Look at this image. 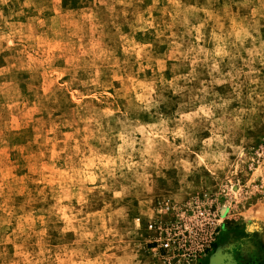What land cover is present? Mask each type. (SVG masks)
I'll use <instances>...</instances> for the list:
<instances>
[{"label":"rangeland","instance_id":"obj_1","mask_svg":"<svg viewBox=\"0 0 264 264\" xmlns=\"http://www.w3.org/2000/svg\"><path fill=\"white\" fill-rule=\"evenodd\" d=\"M218 251L264 264V0H0V264Z\"/></svg>","mask_w":264,"mask_h":264},{"label":"built area","instance_id":"obj_2","mask_svg":"<svg viewBox=\"0 0 264 264\" xmlns=\"http://www.w3.org/2000/svg\"><path fill=\"white\" fill-rule=\"evenodd\" d=\"M146 228L153 234L151 250L154 254L159 255L160 252L168 254L180 250L178 238L170 226L148 222Z\"/></svg>","mask_w":264,"mask_h":264},{"label":"bare ground","instance_id":"obj_3","mask_svg":"<svg viewBox=\"0 0 264 264\" xmlns=\"http://www.w3.org/2000/svg\"><path fill=\"white\" fill-rule=\"evenodd\" d=\"M220 252V253H219ZM224 253V252H223ZM216 255V254H215ZM227 257V256H226ZM215 260V264H230L229 261H226V263H223V259L222 258V251H218V255L214 258Z\"/></svg>","mask_w":264,"mask_h":264},{"label":"flooded vegetation","instance_id":"obj_4","mask_svg":"<svg viewBox=\"0 0 264 264\" xmlns=\"http://www.w3.org/2000/svg\"><path fill=\"white\" fill-rule=\"evenodd\" d=\"M224 251H222V258H225L223 259V263H226V261H230V264H236L235 261L233 260V257L232 255L230 254H227V253H223ZM227 256V257H226Z\"/></svg>","mask_w":264,"mask_h":264},{"label":"water","instance_id":"obj_5","mask_svg":"<svg viewBox=\"0 0 264 264\" xmlns=\"http://www.w3.org/2000/svg\"><path fill=\"white\" fill-rule=\"evenodd\" d=\"M215 259H214V257H212L211 259H210V261H209V264H215V261H214Z\"/></svg>","mask_w":264,"mask_h":264}]
</instances>
